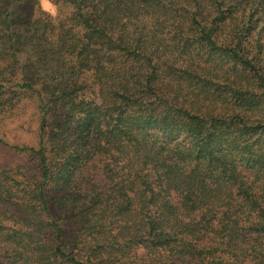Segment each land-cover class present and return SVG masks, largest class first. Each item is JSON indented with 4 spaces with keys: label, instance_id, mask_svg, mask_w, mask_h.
<instances>
[{
    "label": "trees",
    "instance_id": "1",
    "mask_svg": "<svg viewBox=\"0 0 264 264\" xmlns=\"http://www.w3.org/2000/svg\"><path fill=\"white\" fill-rule=\"evenodd\" d=\"M0 0V264H264V0Z\"/></svg>",
    "mask_w": 264,
    "mask_h": 264
},
{
    "label": "rangeland",
    "instance_id": "2",
    "mask_svg": "<svg viewBox=\"0 0 264 264\" xmlns=\"http://www.w3.org/2000/svg\"><path fill=\"white\" fill-rule=\"evenodd\" d=\"M36 102L26 100L14 114L0 119V137L9 144L34 145L38 129ZM24 158L0 145V167H13L24 162Z\"/></svg>",
    "mask_w": 264,
    "mask_h": 264
},
{
    "label": "clouds",
    "instance_id": "3",
    "mask_svg": "<svg viewBox=\"0 0 264 264\" xmlns=\"http://www.w3.org/2000/svg\"><path fill=\"white\" fill-rule=\"evenodd\" d=\"M39 8L43 13L52 17H55L58 14V5L54 0H39Z\"/></svg>",
    "mask_w": 264,
    "mask_h": 264
}]
</instances>
